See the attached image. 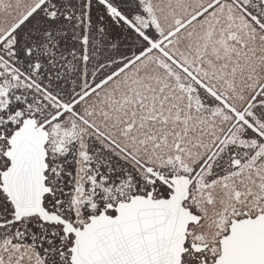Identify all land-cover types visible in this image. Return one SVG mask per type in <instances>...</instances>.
Returning a JSON list of instances; mask_svg holds the SVG:
<instances>
[{
  "label": "snow or ice",
  "instance_id": "1",
  "mask_svg": "<svg viewBox=\"0 0 264 264\" xmlns=\"http://www.w3.org/2000/svg\"><path fill=\"white\" fill-rule=\"evenodd\" d=\"M0 264H264V0H0Z\"/></svg>",
  "mask_w": 264,
  "mask_h": 264
}]
</instances>
